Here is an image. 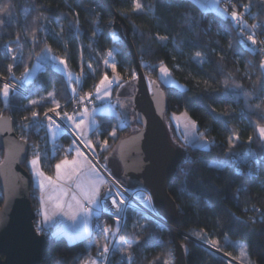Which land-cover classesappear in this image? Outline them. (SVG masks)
I'll return each instance as SVG.
<instances>
[{
    "label": "trees",
    "instance_id": "16d2710c",
    "mask_svg": "<svg viewBox=\"0 0 264 264\" xmlns=\"http://www.w3.org/2000/svg\"><path fill=\"white\" fill-rule=\"evenodd\" d=\"M108 1L111 9L99 0H0V116L7 115L13 131L29 145L24 168L30 174L27 161L38 156L43 170L51 173L56 161L72 155L68 133L48 141L34 118L55 103L60 111H74L69 106L74 91L79 97L90 95L103 75H112L104 64L112 51L117 79L131 81L130 91L118 96L125 104L119 109L124 125L98 114L91 138L107 140L108 155L117 140L134 131L132 123L141 126L128 103L136 70L126 39L113 27L117 14L130 27L145 76L165 93V122L183 152L184 160L168 185L178 206L179 228L231 254L236 253L225 240L244 241L253 263L264 264V139L257 131L264 126V50L256 36H264V0H221L225 14L193 0ZM238 14L243 18L236 23ZM49 53L66 62L69 77L55 67ZM37 61L42 68L22 85L26 93L10 90L5 102V79L21 85L18 78ZM160 63L181 87L159 79ZM182 111L196 122L206 148L181 141L171 113ZM2 155L0 150V159ZM114 166L109 169L112 176L133 188ZM30 185L35 228L48 239L40 264H81L90 253L101 260L102 244H108L110 230L117 226L114 219L107 217L99 232L76 242L55 237L41 226L39 187L33 179ZM2 203L0 188V207ZM124 214L120 233L132 241L130 250L124 257L111 250L106 264H171L169 228L132 205ZM179 240L186 264H230L202 243L183 235Z\"/></svg>",
    "mask_w": 264,
    "mask_h": 264
},
{
    "label": "water",
    "instance_id": "95a60500",
    "mask_svg": "<svg viewBox=\"0 0 264 264\" xmlns=\"http://www.w3.org/2000/svg\"><path fill=\"white\" fill-rule=\"evenodd\" d=\"M99 1L112 8L108 0ZM115 16L118 20L113 27L126 39L135 63L136 75L128 103L141 126L117 140L110 157L117 166L118 176L133 187L146 191L151 207L164 219L172 234L173 264H186L185 249L179 235L191 237L179 228L178 206L168 190L176 166L184 160L183 152L171 140L165 122V93L158 82L146 78L129 37L130 27L120 16ZM0 150L3 153L0 159L3 197L0 207V264H40L48 239L34 224L29 196L32 178L23 166L28 158L29 145L13 131L12 120L7 115L0 116Z\"/></svg>",
    "mask_w": 264,
    "mask_h": 264
},
{
    "label": "crops",
    "instance_id": "0c3cea01",
    "mask_svg": "<svg viewBox=\"0 0 264 264\" xmlns=\"http://www.w3.org/2000/svg\"><path fill=\"white\" fill-rule=\"evenodd\" d=\"M193 1L206 10L225 14L221 0ZM51 57L52 54L49 53L48 58ZM104 61L105 65L109 62L113 67L115 66L116 60L113 56ZM261 64L264 75V59ZM41 68L42 65L37 70ZM115 78H117L116 73L111 76L103 75L99 80L98 96L94 107L68 115V124L84 148L92 147L89 137L97 124L96 115L114 113L111 87ZM52 130L53 127L49 132L52 140L62 133L60 130L53 132ZM257 131L259 137L264 139V126H260ZM69 147L68 150L72 152V155L56 161L53 165L52 178L45 177L42 185H36L39 187L42 228L55 237L62 236L70 242H76L78 239L89 237L93 232V216L98 214L97 210L100 206L98 188L102 183V176L87 153L76 142L71 143Z\"/></svg>",
    "mask_w": 264,
    "mask_h": 264
},
{
    "label": "rangeland",
    "instance_id": "374dc122",
    "mask_svg": "<svg viewBox=\"0 0 264 264\" xmlns=\"http://www.w3.org/2000/svg\"><path fill=\"white\" fill-rule=\"evenodd\" d=\"M112 56H113V51L110 52V56H108V57H112ZM108 57H106V59ZM51 61L55 64V67L58 70L60 69L68 77L70 76L71 73L69 72V70L66 66V62H64V60L62 58H58V57L52 55ZM112 62L113 61H111V63ZM106 63L107 64L105 66L110 71H112V75L114 73H116L114 71L113 65L109 64V62H106ZM40 67H41V64L38 61L34 62L33 65L26 70L24 76L21 78H18L21 85L17 84V83L15 85H18L20 87L25 86L29 81H31V79H32L31 77L34 76V74L37 72V69H39ZM157 69H158L159 79L163 83H165L167 85L172 84V85H175L177 87H181L180 83L177 81V79H174L172 77L169 70L167 69V67L163 63H160L158 65ZM117 78L114 79L115 82L112 83V87H111V90H112V88L114 90V92H113L114 97L113 96L111 97L112 104L114 105V108H113L114 113L108 114V115H110L112 118H114V120L118 126L122 127L124 125L123 124L124 120L122 118V115H120V113H119V109H120L119 103H120L121 99L118 96H121V94H124V93L126 94L127 92L130 91L131 81L121 82ZM98 88H99V85H97V88L95 89V93H96L95 97L96 98H93V102L91 103V105H89L87 107H83V108L82 107L73 108L76 111L75 110L70 111V112L69 111H63V110L60 111V108L58 107V105L56 103L52 104L53 105L52 111L61 120V121H53L52 132L54 130H56V131L60 130L61 132L68 133L72 139V143L76 142L87 153L90 160H92L93 164L98 169V171H100L101 176H102V181H101L102 183L98 188V198H99V204H100V206L98 208L102 207L104 205L103 203H106L109 201L111 203V199L109 196H112V195L115 196L116 195L117 200H116L115 204L117 203L116 205H117V207H119V211H121L122 207H124L126 205H127V207L132 205L136 210H138L137 208H140L143 205V206L147 207L150 211L154 212L153 208L151 207V203L149 202V197H148L146 191H144L143 189H140L138 187H133V189L132 188L129 189L127 186L122 184L121 181H118L115 177L112 176L110 170L115 169V166H114L113 159L109 158V155H111V153L107 155V151L110 149V146H109L110 144L108 143V141L99 138L98 135H96L95 139H93V138H91L92 136L90 135L89 138L91 140L92 147H91V149H88V147L84 148L83 147L84 145L79 141V139H77L76 134L74 133V130L72 131V129L70 128V126L68 124V115L72 114V112L89 110L92 107H94L95 100L97 99V96H98V94H97ZM10 90L18 91V90L14 89L13 83L10 80H5V82L3 84V89L1 92L2 98L4 99L5 102L8 99L7 97L10 93ZM73 93L71 94L72 96H73ZM44 119L47 122H48V120L50 121V119L46 118L45 116H44ZM171 119H172V123L174 124L175 131L179 135V137L183 143L184 142L185 143H192L193 145L196 144V145L203 147V148H206L208 146L206 138H204L201 135V133L197 130L196 122H194L185 111H182L181 113H171ZM96 120H97V115H96ZM130 128H132V130L139 129L137 127V125L133 124V123H132V126ZM50 132H51V130H50ZM91 134H92V132H91ZM110 135H112V137H117V132L112 131ZM50 137H51V134H49V140H52V138L50 139ZM27 163L29 166L30 174H32V179H33L35 184L42 185V181L45 177H47L48 179L52 178V172L47 173L45 170H43L42 162H40L38 156L30 157V159L27 161ZM45 166L47 167L46 163H45ZM50 168H51V166H50ZM112 180L118 184L112 182ZM105 185L108 186V189L105 190V193H106L105 197H108V199H106V200L104 199V197L101 193L102 188ZM123 190L128 192V194L123 192ZM139 212L142 215L149 217V215H146L145 213H142L141 211H139ZM119 214L121 215L120 212H119ZM120 215L117 218H120L121 217ZM111 218H113V217H111ZM149 218H151V217H149ZM113 219H115V218H113ZM99 220H100V217L94 218V216H93V226L96 223H98ZM94 227H93V231L99 232ZM187 235H189L192 239H195L197 242L202 243L206 248H208L209 250H212L216 254H219L221 256L226 257V259L229 261L230 264H254L253 261L251 260V258L249 257L248 252H246V243L244 241L233 240L230 242L228 240H225L229 249L232 252L234 251L236 253V254H231V253L225 252L222 248L217 246L215 243H212V242L207 243V242L202 241L201 239H197V238L193 237L190 234H187ZM109 236L110 237H109L108 244H102V248H104L103 249L104 255H103V257H101V259L104 261L105 260L107 261L106 258L111 253V252L108 253L109 250L107 247H111V246L114 247L112 250L119 251V253L121 254V257L126 256L130 250L129 246L132 243V241H128L125 236L121 235V233L118 234L117 226L113 227L112 230H110ZM88 256H93V257L95 256L98 258V256H96L92 253H90V255L88 254ZM104 261H102V262L104 263ZM102 262H101V264H102ZM170 262H172V264H173L174 257H173V259L170 260ZM96 264H100V262L96 261Z\"/></svg>",
    "mask_w": 264,
    "mask_h": 264
},
{
    "label": "built area",
    "instance_id": "2783aa9c",
    "mask_svg": "<svg viewBox=\"0 0 264 264\" xmlns=\"http://www.w3.org/2000/svg\"><path fill=\"white\" fill-rule=\"evenodd\" d=\"M243 7H246V6H243ZM237 16L238 17L235 19V22L236 23H239V22H241L240 20H242L243 17H242L241 14H238ZM256 36H257L258 42H260V44H262V47H263V50H264V36L263 35H256ZM5 80H7V79H5ZM13 87H14L15 90H18L22 94H25L26 93V91H25V89L23 87H20L18 85H15L14 83H13ZM95 95L96 94H95V90H94L90 95L83 96V97H79L77 95V91H75L73 93V96H71V99H70V102H69V106L71 107V109L72 108H78V107H82V108L83 107H87V106L91 105V103L93 102V98H94ZM44 116L46 118H49L50 121L48 120V122H47L44 119ZM34 119L36 120L37 124H39V126H42L43 129H45L46 134H47V140L48 141H49V132L51 130V127L53 126V121H61L60 118L57 115H55V113L52 111V107H50L49 109H46L41 115H39V117H36ZM112 182L116 183L113 180H112ZM116 184H118V183H116ZM107 189H108V186L105 185V186H103L102 191H101V193H102V195H103V197H104L105 200L108 199V197H105V195H106L105 190H107ZM123 192H125V193L128 194V192H126L124 190H123ZM109 197L111 199V203H110V201L109 202H106V203H103L104 205L102 207L98 208L97 213H98V215L100 217V220L98 221V223H96L94 225L95 226L94 228L97 231L101 230V228H102L101 225L103 224V222L106 221L107 217H109V218L110 217H113V218H115L114 220L117 223L116 224L117 225V232L119 234L120 231H121V228L123 226L122 224H123L124 215H125L124 214V211H125L127 205L124 206V207H122L121 211H119V207H117V205H116L117 203L115 204V202L117 200L116 195L115 196L112 195V196H109ZM137 209L139 211H141L142 213H145L146 215H148L147 212H150V210L147 207L143 206V205L140 208H137ZM119 212L121 213V215L119 214ZM119 215L121 217L120 218H117ZM107 248L109 250L108 251V253H109V252H111V250L114 247L111 246V247H107ZM96 261H99L100 264H101V262L104 261V260H102V259L100 260V259H98L95 256L94 257L93 256H87L86 259L81 264H96ZM102 264H106V260L104 261V263L102 262Z\"/></svg>",
    "mask_w": 264,
    "mask_h": 264
},
{
    "label": "bare ground",
    "instance_id": "6f19581e",
    "mask_svg": "<svg viewBox=\"0 0 264 264\" xmlns=\"http://www.w3.org/2000/svg\"><path fill=\"white\" fill-rule=\"evenodd\" d=\"M149 217H151L152 219H155L156 221H158L159 223H161L162 225L165 226V223H164V219L157 213V212H147Z\"/></svg>",
    "mask_w": 264,
    "mask_h": 264
},
{
    "label": "flooded vegetation",
    "instance_id": "af4514ba",
    "mask_svg": "<svg viewBox=\"0 0 264 264\" xmlns=\"http://www.w3.org/2000/svg\"><path fill=\"white\" fill-rule=\"evenodd\" d=\"M120 99H121L120 103H119L120 104V108L124 109V107H125L124 100L122 98H120Z\"/></svg>",
    "mask_w": 264,
    "mask_h": 264
}]
</instances>
